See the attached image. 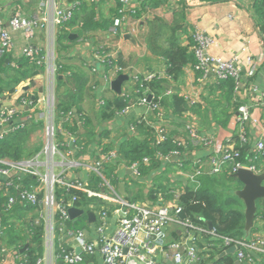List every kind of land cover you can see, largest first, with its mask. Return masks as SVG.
Returning a JSON list of instances; mask_svg holds the SVG:
<instances>
[{
    "label": "crops",
    "instance_id": "crops-1",
    "mask_svg": "<svg viewBox=\"0 0 264 264\" xmlns=\"http://www.w3.org/2000/svg\"><path fill=\"white\" fill-rule=\"evenodd\" d=\"M56 9L71 12L72 17L75 13L80 20L88 15L89 9H94L95 16L82 34V27L76 24L65 26L67 33L61 35L60 26L54 22ZM16 16L36 20L31 31H13L9 21ZM0 19L10 30L11 40L0 60V89L3 92L0 98V139L18 132L19 137L15 142L21 149L22 160L38 155L40 174L43 176L60 175L64 171L66 180L82 183L94 190L91 188L95 186L92 183L94 174L102 176L89 171L86 165L102 161L108 152L116 151L118 158L109 164L113 167V173L108 181L117 193L131 202L146 204L156 202L161 195L176 205L178 193L188 187L197 189L201 185L200 176L234 173V164L230 168L229 163L218 171L213 170L215 146L207 148L192 143L191 129L214 136L216 143L220 144L234 133L241 104L252 105L251 109L256 114L264 116V109H260V105L255 106L245 87L237 93L234 91L232 99L224 98V90L220 87L222 80L211 75L202 78L190 63L185 67L181 80L163 83L162 95L172 91L164 97L170 107L162 106L158 111L154 109L149 112L152 121L158 120L159 114L164 116L163 121L158 120V125L171 138L186 139L191 143L192 148L189 147L186 154L189 157L180 166L177 163L182 161L180 157L169 160L164 153L155 154L151 162L142 163L140 173L135 174L123 159L121 149L124 143L140 139V132L132 125L143 115L145 107L134 102L128 108L109 115L114 107L106 103H114L119 96H131L136 101L134 75L153 73L164 76L168 69L163 54L169 48L167 39L175 33L182 45L190 46L191 53L196 31H203L215 38L216 43L211 48V53L215 55H237L241 58L243 45L247 44L252 57L260 61L252 76H247V67L244 66L243 82L247 88L264 89V46L258 34L254 0H147L144 3L140 0H0ZM116 19H119V25H116ZM105 20L110 24L106 25ZM127 34L134 41L127 39ZM29 44H33L37 52L27 55L25 50ZM112 59L117 62L111 64ZM116 65L122 70L114 69ZM51 67H55L54 73ZM120 74L128 75L129 80L123 82L121 93H117L112 88V81ZM16 80L19 82L15 83ZM175 93L185 100L180 105L182 111L171 99ZM191 100L197 103L192 104ZM236 101L240 103L238 106L234 104ZM9 109L15 111L8 117L10 120H6L3 113ZM245 129L248 143L242 154L244 163H253L258 168H255V172L264 171L260 167L264 163V154L252 153L258 136L256 127L248 122ZM154 137L157 139L156 134ZM54 145L59 150L55 153L52 152ZM198 169L201 173L193 182L191 177ZM7 180L6 177L0 179V191L3 192L7 208L12 207L18 194L25 191L34 194L37 202L22 204L23 208L16 217L5 216L12 227V235L1 227L5 212H0V227L3 230V234L0 233V264H22L30 249L38 255V264H68L58 258L59 246L64 245L68 250L77 247L69 233H65L60 240L59 214L46 200V196L50 195L49 184L42 182L40 176L25 172L15 174L12 185H2ZM106 186L107 191L110 190ZM10 187L17 190L16 195L10 194ZM57 189L65 187L58 183L54 185L55 201L62 202L69 209L84 211L70 216L67 222L69 228H74L72 222L81 221L92 239L98 238L103 206L108 203L120 207L97 195H92L95 199L92 205H70L64 197H57ZM102 189L97 192H105ZM11 197L14 198L12 204ZM114 208L111 207L112 212L107 217V235L114 234L118 227ZM52 225L53 238L50 236ZM36 227L43 228L41 241L34 237L32 228ZM185 230L182 225L171 223L166 229L167 242L182 240ZM253 233L254 238L264 240L263 204L255 217ZM192 235L190 240L200 246L201 261L198 264H212L209 249L201 247L202 244L206 245L204 232H192ZM171 253L166 245L158 248L155 256L160 262L171 264L173 262L168 260ZM233 253L236 254V264H249L247 260L239 262L237 252ZM252 253L255 260L251 264H264L263 252ZM226 254L224 251L217 257ZM84 263L104 264V258L100 251H96L86 254Z\"/></svg>",
    "mask_w": 264,
    "mask_h": 264
},
{
    "label": "built area",
    "instance_id": "built-area-1",
    "mask_svg": "<svg viewBox=\"0 0 264 264\" xmlns=\"http://www.w3.org/2000/svg\"><path fill=\"white\" fill-rule=\"evenodd\" d=\"M142 3L147 0H140ZM72 18L71 12H66L62 9H56L54 11V22L56 25L70 21ZM13 31L26 30L31 31L32 26L36 23V20L29 18L13 17L9 21ZM116 25L120 24L119 19L115 21ZM195 44L192 46L196 62L193 65V69L196 72L201 73V77L204 78L207 75H211L217 80H226L233 78L236 82L235 92L246 88L247 93L251 94V98L256 107L264 109V89H259L258 87L247 88L244 84L242 73L244 66L247 67V76H252L256 72V67L259 65L260 59L253 58L247 44L243 45L242 57L237 55H230L228 57H223L220 55H215L211 53V48L215 45L216 40L209 34L203 31H196L193 35ZM11 44L10 40V30L7 28L6 23L0 19V60L4 57L8 47ZM27 55H31L36 51V47L33 44H29L25 50ZM116 70H122L121 67L115 66ZM50 70L54 73L56 71L55 67H51ZM156 74L149 73L143 76L145 80H151L156 77ZM163 78L166 77L170 79L169 75H158ZM140 75H134L133 80L138 85ZM141 85V84H140ZM139 92L138 89H136ZM148 91V88L146 89ZM171 90L165 92L166 95H170ZM246 93V94H247ZM152 96V95H151ZM164 96V95H162ZM154 97V95H153ZM161 97H159L160 99ZM192 104L197 103L195 100H191ZM140 106L145 107L143 115H141L136 123L132 125L136 131L138 130V124L146 122L151 128L155 129V134L157 135V143L163 144L168 140V136L171 137L167 131L160 128L158 125V120L163 121L164 116L159 114L158 120L150 121L149 112L154 109H159V106L152 102V97L149 96L141 97L137 103ZM129 107V106H128ZM127 107V108H128ZM252 105L241 104L238 107V116L236 117V124L234 128V133L229 135L224 143L217 144L214 136L200 134L197 130L191 129L192 139L191 142L195 144H200L203 147L210 148L215 146L214 155L212 160L214 162L213 170L218 171L227 162H234L233 171L235 172L240 167H248L255 171V165L251 162L242 163L238 159L241 152L235 148V134L239 136V142L242 146H246L248 143V136L245 129V124L251 122L258 132L254 148L252 149L253 154H264V116L255 113V110L251 109ZM14 109H9L3 113V118L10 120L8 118ZM175 142L184 149H188V142L186 139H175ZM58 150V147L53 146V153ZM162 152L157 151V155H161ZM163 154V153H162ZM180 152L178 150L170 151L166 154V159L171 160L173 157H179ZM118 158V153L116 151H110L104 157L102 161H96L91 164H87L86 167L89 171L94 172L103 177L105 184L108 185L110 190L108 192H95L88 189L82 183L74 182L73 180H66L64 177V171L60 175H46L40 174V161L38 160V155L33 158L12 161L7 158L0 157V175L2 179L4 177L8 178L5 181L6 185L12 184V179L15 174L19 172H25L30 175L40 176L42 182L49 184L50 195L46 196L47 203L50 201L53 208L57 210L59 214V230H60V240L65 233L72 235L74 239V246L77 247L75 250H68L64 245H60L57 250L58 258L64 260L68 264H77L84 260V257L88 253H94L100 251L104 258V264H170L167 262H160L156 259L155 252L158 248H163L166 245L170 248L172 253L168 255L171 264H198L201 260L200 251L198 246L190 240L192 232L194 230H199L205 232L206 229L194 225L187 217L181 219L179 214L183 211V207L180 204L179 196L181 193L177 194V204L174 205L172 201L165 199L163 196L159 195V199L151 204L146 203H135L129 202L123 198L115 189L110 185L109 181L103 176L102 166L105 163H110ZM151 157H144L143 164L151 162ZM141 162L130 163L128 166L133 170L135 174L140 173ZM180 166L182 162H177ZM212 170V171H213ZM195 175L191 177L193 182H196V177L201 173L200 169L196 170ZM213 171V172H214ZM60 184L65 187L69 192L72 189H78L86 192L88 195H97L105 200L120 205L118 209L115 210V214L118 219V227L114 234L107 235L105 230L107 227V217L108 211L102 209L100 212L101 223L97 229L98 238H89L87 233L80 228H69L68 220H70L69 208L62 202H57L54 199L53 188L55 184ZM22 196L27 199L28 203H36L37 198L34 194L28 191L22 192ZM76 197H72L69 200L70 205L75 203ZM14 203V198H10V204ZM171 223L182 225L185 230V237L177 242H167L168 233L166 229ZM0 233L3 234V230L0 227ZM212 237H217L214 231H210ZM50 236L54 237L53 225L50 228ZM255 237V236H254ZM251 239H233L230 237H223L227 245L235 246L237 252V258L239 262L247 260L249 264L255 260L254 254L252 252H263L264 253V240L259 238ZM193 239V238H192ZM51 247L53 244L51 242ZM40 263V259L38 260Z\"/></svg>",
    "mask_w": 264,
    "mask_h": 264
},
{
    "label": "trees",
    "instance_id": "trees-1",
    "mask_svg": "<svg viewBox=\"0 0 264 264\" xmlns=\"http://www.w3.org/2000/svg\"><path fill=\"white\" fill-rule=\"evenodd\" d=\"M255 6V16H256V24L258 26V30L260 33V38L264 46V0H254ZM88 15L85 18L80 20L79 15L74 13V17L68 22L60 24L59 33L61 35L67 33L65 26H72V25H80L82 27L81 34L85 31V26L89 25V22L92 23L94 14V9L88 10ZM106 25L110 24V21H104ZM114 23V21H113ZM169 41V48L166 49L163 54L167 60L168 69L166 75L171 76L170 79L166 77H159L158 75L151 80H145L143 76H140L138 85L136 89L139 90L137 92V100L133 97L129 96H119L115 98L114 103L112 101H107L106 103L110 104L109 107L113 106L114 110H112L109 115L115 114L114 111L121 110L124 107L132 105L134 102L135 104L138 103L141 97H148L152 95V102L157 104L161 109L162 106L170 107L169 104L165 103V96H162V91L164 90V82L169 81H179L181 80L182 76L184 75L185 67L192 63L193 65L196 62V58L194 52L190 53V46L189 45H182L180 41L176 38V35L172 34L170 38L167 39ZM195 44V41L193 43ZM157 52V50H155ZM162 54V55H163ZM118 61L122 64L121 59ZM117 60L112 59L111 64L116 63ZM123 65V64H122ZM19 82L16 80L15 83ZM141 84V85H140ZM236 82L233 78H229L226 80H222L220 87L224 90V98L229 97V99L234 97ZM148 88V91L146 89ZM226 91V92H225ZM3 92L0 89V98ZM154 95V97H153ZM167 96V95H166ZM159 97H161L159 99ZM133 99V100H132ZM171 99L178 108L181 109V104L185 101L182 97H180L177 93L171 95ZM234 102V101H233ZM130 103V104H129ZM238 106L240 103L236 101L234 103ZM61 107V106H60ZM158 111L159 109H155ZM232 114V113H231ZM230 116V114H229ZM159 119V115L157 116ZM150 120V118H149ZM152 121V120H150ZM138 130L141 134L140 139L135 141H128V143H124L121 149V155L123 159L127 162V164L134 163V162H143L144 157H151L154 156L157 151H160L164 154H169L170 151L178 150L180 152V159H182V163H184V159L188 158L189 156L186 155L188 150L192 148L191 143H188V150L184 149L183 147L179 146L177 142H175L174 137L171 138L168 136L167 144H158L157 140L155 139V130L147 125L146 122H141L138 124ZM18 132L13 134L12 136L5 137L4 139H0V157L7 158L12 161H20L23 157H21V149L18 146V143L15 142L18 139ZM236 140L235 148L241 152V155L238 156L240 162L244 163V159L242 158V154L246 151V146H242L239 142V136L235 134L234 137ZM188 142V140H187ZM112 163V162H110ZM110 163H105L102 166L103 176L106 180L109 178L112 179L113 167L109 165ZM230 165V168L233 167L234 162H227ZM232 170V169H231ZM201 185L196 189L194 187H188L184 190L180 195V204L183 207V210L187 214V218L196 226L205 228L206 231L204 234L206 235V245H203L204 249H209L208 253L211 255L210 260L212 264H236V254L233 252H229L223 257H217L222 252H226L232 246L227 245L224 241L223 237H230L235 240H245L251 239L254 237V227L252 232L248 237L245 236V215H244V204L243 201L235 194L234 188L230 185L235 182H239L237 178L233 176V173L230 174H219V175H202L199 177ZM92 183L95 186H91L97 192V190L105 189L107 191V186L103 183V178L99 177L94 174ZM102 184V185H101ZM241 184V183H240ZM2 185H5L2 184ZM12 185V184H11ZM242 185V184H241ZM10 186V185H5ZM9 192L11 195H16L17 190L14 188H9ZM91 190V189H90ZM92 190V191H94ZM228 190V191H227ZM56 195L58 198L64 197L65 201L72 199V197H76L75 205L78 206H89L92 205L93 201L95 200L92 196L88 195L86 192L78 189H72L71 191H67L65 189H57ZM155 195V194H154ZM126 199V198H125ZM18 200V201H17ZM17 200L12 207L7 208L6 202L4 201L3 192L0 191V212L4 213V220L1 227L8 233V235L13 234L12 227L7 219L5 218L6 215L9 217H16L19 215L21 208H23L22 204H27V199L24 198L21 194H18ZM129 201V199H126ZM110 202V201H109ZM130 202V201H129ZM112 203V202H111ZM114 205V204H113ZM110 206L108 203L104 205L103 209L108 211V214L111 207L114 210L118 209L119 206ZM117 207V208H116ZM5 208V209H3ZM5 210V211H4ZM112 210V209H111ZM14 215V216H13ZM7 217V216H6ZM6 223V224H5ZM72 226L76 228L84 229L85 225L81 223V221L76 220L72 222ZM83 224V225H82ZM210 224L212 228H210ZM34 231V237L41 241L43 236V228L36 227L32 228ZM210 231H214L217 237H212ZM194 232H200L199 230H194ZM198 247H200L198 245ZM211 252V253H210ZM25 260V259H24ZM39 257L35 253L33 249H30L26 254V260L22 261V264H38ZM77 264H83V261ZM86 264V263H84Z\"/></svg>",
    "mask_w": 264,
    "mask_h": 264
},
{
    "label": "water",
    "instance_id": "water-1",
    "mask_svg": "<svg viewBox=\"0 0 264 264\" xmlns=\"http://www.w3.org/2000/svg\"><path fill=\"white\" fill-rule=\"evenodd\" d=\"M259 36L260 33L258 32ZM127 39L134 41L129 35H125ZM261 37V36H260ZM125 80H129V76L126 74H120L114 81H112V88L117 92L121 93L122 84ZM170 87V85H167ZM152 96L149 95V99ZM233 176L237 178L242 184V188L235 190V194L243 201L244 204V215H245V236L248 237L253 230L255 217L261 204L264 205V171L255 172L248 167H240L234 173ZM2 176L0 175V179ZM123 184H121V191ZM84 211L77 208H70L69 214L71 217L83 213ZM179 217L185 219L187 217L186 212L183 210ZM210 228L212 225L210 224ZM236 247L232 246L226 252H235Z\"/></svg>",
    "mask_w": 264,
    "mask_h": 264
},
{
    "label": "rangeland",
    "instance_id": "rangeland-1",
    "mask_svg": "<svg viewBox=\"0 0 264 264\" xmlns=\"http://www.w3.org/2000/svg\"><path fill=\"white\" fill-rule=\"evenodd\" d=\"M260 167H262V170H264V163H262L261 164V166ZM255 168H257V167H255ZM258 169V168H257ZM256 169V170H257ZM233 188H234V190H237V189H240L241 188V185H240V183H238V182H235V183H233V184H230ZM228 191V190H227ZM81 229V228H80ZM82 230H84V229H82ZM85 231V230H84ZM86 232V231H85Z\"/></svg>",
    "mask_w": 264,
    "mask_h": 264
}]
</instances>
